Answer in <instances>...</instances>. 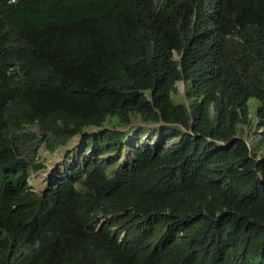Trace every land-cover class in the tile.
<instances>
[{
    "label": "trees",
    "instance_id": "16d2710c",
    "mask_svg": "<svg viewBox=\"0 0 264 264\" xmlns=\"http://www.w3.org/2000/svg\"><path fill=\"white\" fill-rule=\"evenodd\" d=\"M0 264H264V0H0Z\"/></svg>",
    "mask_w": 264,
    "mask_h": 264
},
{
    "label": "rangeland",
    "instance_id": "374dc122",
    "mask_svg": "<svg viewBox=\"0 0 264 264\" xmlns=\"http://www.w3.org/2000/svg\"><path fill=\"white\" fill-rule=\"evenodd\" d=\"M177 86H178V89L180 90V92L183 94L185 92L184 83L180 82L179 84H177ZM257 105H258V100L257 99L251 98L249 100V106H250V111H251V120H250V124L249 125L243 127L244 128V138H246V140L249 143V145L253 144L254 142H256L261 137L259 135L258 131H257V120H256V118L254 116L255 112H256ZM259 131H261V129ZM74 140L77 141L78 138H76ZM75 141L73 142V145L70 146V147H75L76 146ZM42 155L44 157H46L45 158L46 159V164H48L49 167H48V171L39 172L34 177L33 181L36 182L38 187H41V186H43L45 184V178L49 175V170L53 169L56 166H59V163L65 162V158H66L65 151L63 152L62 158L60 160H57L56 157H54L53 155L47 157V152H43Z\"/></svg>",
    "mask_w": 264,
    "mask_h": 264
},
{
    "label": "clouds",
    "instance_id": "9594fccd",
    "mask_svg": "<svg viewBox=\"0 0 264 264\" xmlns=\"http://www.w3.org/2000/svg\"><path fill=\"white\" fill-rule=\"evenodd\" d=\"M180 82H183V81H180ZM180 82H178L177 84H179ZM184 83V82H183Z\"/></svg>",
    "mask_w": 264,
    "mask_h": 264
}]
</instances>
